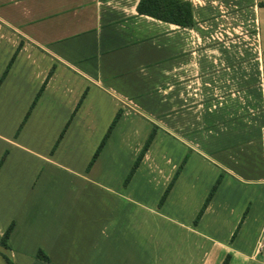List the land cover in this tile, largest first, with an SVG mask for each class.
I'll return each mask as SVG.
<instances>
[{"label":"crops","instance_id":"crops-1","mask_svg":"<svg viewBox=\"0 0 264 264\" xmlns=\"http://www.w3.org/2000/svg\"><path fill=\"white\" fill-rule=\"evenodd\" d=\"M183 1L189 26L140 0H0V109L20 126L0 111V264H264V0ZM170 146L198 174L184 164L158 207L143 192L172 178Z\"/></svg>","mask_w":264,"mask_h":264},{"label":"trees","instance_id":"trees-1","mask_svg":"<svg viewBox=\"0 0 264 264\" xmlns=\"http://www.w3.org/2000/svg\"><path fill=\"white\" fill-rule=\"evenodd\" d=\"M138 11L142 12V13H147L149 15H152L154 17H157L159 19L162 20H166V21H170L173 22L175 24L181 25V26H189L192 25L194 23L193 17H192V10H191V4L189 1H183V0H140L139 4H138ZM14 56L11 58L10 63L8 64L7 68L5 69L4 73L6 72V70L8 69L9 65L11 64V62L13 61ZM42 89V88H41ZM38 92V95L41 92ZM120 115V111L118 110V112L116 113V115L114 116L113 120L111 121L107 131L105 132V134L103 135L102 139L100 140L97 149L95 150V153L92 157V162L94 161V159L96 158V156L98 155L99 151L102 149V147L105 145L106 140L112 130V128L114 127V125L116 124L118 118ZM156 132V127H153L152 130L150 131L149 135L147 136L146 140L144 141L141 149L139 150L136 158L134 159L127 175L124 178L123 184L126 185L130 178L132 177V175L134 174L136 168L138 167L142 157L144 156L146 150L148 149L154 135ZM185 159L178 165L176 171L174 172L172 178L170 179L169 183L167 184V186L165 187L163 193L161 194V197L159 199L158 202V207H160L162 205V203L164 202L166 196L168 195L175 179L177 178L178 174L180 173L183 165H184ZM220 177H218V179L216 180V182L213 184L212 188L210 189L202 207L200 208L199 212L197 213L196 217L194 218V223H197L199 218L201 217L204 209L206 208L208 202L210 201V199L212 198L218 184L220 181ZM239 225L236 227V229L234 230L233 234L231 235L230 241H233V239L235 238L237 229H238ZM11 231V225L9 226V228H7L1 238V243L2 244H6V240L9 236V233ZM38 255H41L40 252H38ZM44 257V255H43ZM46 258V257H45ZM231 255L228 253L226 254V256L224 257V259L222 260L221 264H228L230 261Z\"/></svg>","mask_w":264,"mask_h":264},{"label":"rangeland","instance_id":"rangeland-1","mask_svg":"<svg viewBox=\"0 0 264 264\" xmlns=\"http://www.w3.org/2000/svg\"><path fill=\"white\" fill-rule=\"evenodd\" d=\"M7 66H6V68H7ZM4 71H3L2 75L5 74ZM0 79H2V77ZM2 109H4L5 111H3L4 114L2 113L1 115H4V118L6 120L10 121V125H7L6 129H10V131H11L13 129V123H12L13 117H14V115H15V113L17 111H16V109H13L11 111V108H9V107L6 108V109L5 108H1L0 111ZM17 127L19 128L20 126H17ZM17 127L14 128L13 131H15L17 129ZM190 136H192V135H190ZM173 140H174V138H173ZM174 144H176V143L172 142V145H174ZM173 147L174 146H170V148H169V152L168 153H169L170 157H172L175 160L178 159L177 160L178 165L185 159L184 164L186 165L187 171L190 172L191 174H193V173H195L197 171V174H198V158L197 157L196 158H191V155H192L191 150L190 149H185V150L183 149L181 151L182 152L181 155L178 157L177 154H180V153L178 151H175ZM259 152H260V143H255V145H253L251 158H250V161H249V166L253 167L254 169L258 168L260 166L262 167V164H263V160L260 159ZM126 154H127V152L123 151L122 152V158H125ZM5 155H6V153L4 154V156ZM120 158H121V152H120ZM3 160H4V158L0 159V164H1V162ZM246 160L247 159L245 158V162H246ZM253 176H257V172ZM188 182H190V181H187V183ZM189 186H190L189 189L180 190L178 192V193H180V194H182V195H184L186 197L185 198V200H186L185 202H187V203L184 205L185 207H183L184 215L191 212L192 207H191L190 201H195V199L198 198V182L196 183V188H194V187L192 188V185H190V184H189ZM253 188H256V186L254 185V187H252V189ZM143 193H144L145 201H149V202L157 201V203H158L159 199L161 197V194L163 192L160 193V191H156V190H154V188H149V189H146V191H144ZM173 198H175V195H173V197H172V201H175V199H173ZM176 199H178V198H176ZM149 202H147V203L149 204ZM240 225H239V228H240ZM253 225L256 226L257 224H252L251 227H250L249 224L247 225L246 230H244V232H243V234L241 236V240H240L241 242H247L248 238L250 236H252L254 234V232H257V233L259 232L260 227L258 228V231H257L256 229L253 228ZM261 228H262V226H261ZM263 228H264V226H263ZM238 230H237V232H238ZM237 232H236V234H237ZM259 236H260L259 240H261L262 234H260ZM261 243H262L261 246H260L261 247V249H260L261 253L258 256V261L255 260L256 262L262 261V258H263L262 253L264 252V240L261 241Z\"/></svg>","mask_w":264,"mask_h":264},{"label":"built area","instance_id":"built-area-1","mask_svg":"<svg viewBox=\"0 0 264 264\" xmlns=\"http://www.w3.org/2000/svg\"><path fill=\"white\" fill-rule=\"evenodd\" d=\"M264 240V236H262V238H261V241H263ZM260 244H261V242H260Z\"/></svg>","mask_w":264,"mask_h":264}]
</instances>
